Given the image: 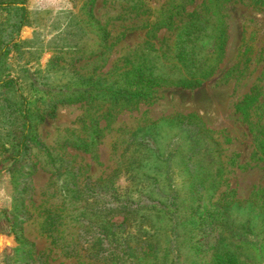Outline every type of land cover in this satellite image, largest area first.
I'll return each mask as SVG.
<instances>
[{
  "label": "rangeland",
  "instance_id": "1",
  "mask_svg": "<svg viewBox=\"0 0 264 264\" xmlns=\"http://www.w3.org/2000/svg\"><path fill=\"white\" fill-rule=\"evenodd\" d=\"M1 1L0 264H264V0Z\"/></svg>",
  "mask_w": 264,
  "mask_h": 264
},
{
  "label": "trees",
  "instance_id": "2",
  "mask_svg": "<svg viewBox=\"0 0 264 264\" xmlns=\"http://www.w3.org/2000/svg\"><path fill=\"white\" fill-rule=\"evenodd\" d=\"M3 5V2L0 0V6ZM141 74L143 75L144 78H146V81L148 82H151L150 86H153V84H155V82H152L151 80H154V76H150L149 73H144V72H141ZM206 73H203L201 76H204ZM178 83L182 84V85H190L192 87L196 86L197 84H199V81L196 80V79H193L191 81H185L184 79H179L178 80ZM147 87V91L145 90H142L141 88L140 89H135V90H131V89H128V88H116L114 87L113 85L112 86H109L107 88V90L105 91L111 98L113 99H118V98H123V99H133V98H146V97H149L151 96V93L148 92L151 87ZM28 111H23L24 113V117L26 118H29V117H32V113H27ZM39 116V115H38ZM32 141L34 142L37 146H40V143L38 142V140L36 139L35 136H28L27 138V141L26 143L24 144L23 146V149L22 151L20 150L19 148V154L20 153H23V152H26V149L28 147V144L29 142ZM19 147V146H18ZM19 156V155H18ZM17 156V157H18ZM16 157V158H17ZM18 217V214H16V216H14L13 219H9V228L11 230V232L14 233V236H15V240L17 242V246L14 248V251H17L19 250L20 248H22L25 244L26 245H31L30 243L26 242L23 238H21L20 236V230L19 232L17 231V227L19 228L20 227V224H17V221L15 218ZM107 238V237H106ZM118 245V244H116ZM121 246V244H119ZM121 252L122 254L121 255H118L116 252H112V255L114 257H120V258H123L124 255H126V251L124 248L121 249Z\"/></svg>",
  "mask_w": 264,
  "mask_h": 264
}]
</instances>
